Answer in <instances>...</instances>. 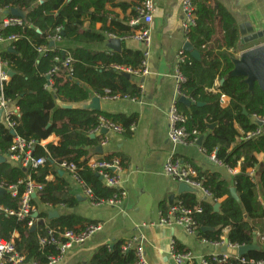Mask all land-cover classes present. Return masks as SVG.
<instances>
[{"label": "trees", "instance_id": "obj_1", "mask_svg": "<svg viewBox=\"0 0 264 264\" xmlns=\"http://www.w3.org/2000/svg\"><path fill=\"white\" fill-rule=\"evenodd\" d=\"M112 0H1L3 5L18 8L26 15L23 27H13L5 31L6 35L17 34L12 43L13 50L2 53V61L7 63L14 72L4 84V97L19 108L20 117H14L16 135L28 142H35L34 155L37 158H48L45 165L33 172H25L11 162H0V183L17 184L31 173V178L43 185L38 199L32 204L36 208L50 206L57 210L60 206L71 209L77 205V198L71 193L69 181L62 176L59 168L63 161L74 163L77 174L93 191L96 201H106L119 195V189L111 188L100 180L95 171L88 165V159L97 140L90 137L89 130H96L99 117L104 116L123 128L127 137L134 130L135 117L124 115H106L102 112L81 108L89 98L87 88L99 97H104L105 90L112 96L136 99L141 89L129 80L116 66L139 70L144 55L123 49L120 52L95 50L91 47L106 42L107 35L117 38H129L139 26L117 24L108 27L105 5ZM196 26L188 34V41L201 55L198 62L187 53L189 60L180 65V70L186 82L181 87V94L192 100L195 105L186 107L178 103L179 109L188 117L187 129L197 131L204 137L202 149L211 156L215 154L217 161L228 169L240 165L241 172L234 178V187L240 202L230 194L231 184L219 173L199 172V178L211 192L213 199L199 202L195 194L185 195L180 202L189 208L200 206L202 212L195 215L198 225L211 228L199 237L209 243L223 242L224 231L229 230L227 238L231 245H258L259 251L248 253L244 260L251 263L264 262V204L259 199L257 184L264 192V164L257 159L258 154H264V134L257 138L242 139L248 133L257 129L253 116L264 119V93L256 84L254 91H249L242 77H229L234 68L232 59L238 50L240 40L238 26L230 21L226 10L215 6L213 0H195ZM137 17V14L135 15ZM223 20L224 34L213 45H210L216 34V20ZM89 22V29L85 23ZM102 23V33L94 32V25ZM61 42H73L75 48H69L68 54L73 59V76L65 67L53 79V86L48 88V73L54 67L55 58H60V66L66 56L61 48L39 53L41 47L50 48L51 38L61 34ZM224 79L219 87L217 81ZM87 88H86V87ZM215 89L216 92L212 90ZM230 98L227 107L222 106V97ZM198 104H202L199 106ZM72 106L66 108L65 106ZM81 105V106H78ZM246 109L248 115L243 114ZM68 121H74L76 127L67 126ZM217 123L213 131L207 124ZM86 128V130H85ZM133 129V130H132ZM241 133H243L241 135ZM52 135L60 141L58 145L41 146V142ZM14 136L6 124L0 123V157L6 158L13 144ZM116 157H106L112 161ZM122 169L128 163L125 158L117 157ZM250 170H258V182L253 181ZM54 176L55 181L48 177ZM24 186L19 194L13 197L11 193L0 195V207L18 211ZM220 200V210L215 212L214 205ZM38 218L46 220L30 232V219L21 222L16 216L0 213V237L11 241L15 232L19 238L14 239L16 249L24 254L27 263L47 264V256L53 253V248H45L39 244V237L47 233V228L79 230L84 228L85 219L75 214L63 213L58 218L49 219V213H39ZM90 225V224H89ZM88 226V225H87ZM80 227V228H79ZM86 227V226H85ZM127 241H119L111 246H103L94 254L89 264H136L138 261L136 249L123 251ZM177 252H184L176 243ZM209 264H240L234 257L226 262H213L207 256Z\"/></svg>", "mask_w": 264, "mask_h": 264}, {"label": "crops", "instance_id": "obj_2", "mask_svg": "<svg viewBox=\"0 0 264 264\" xmlns=\"http://www.w3.org/2000/svg\"><path fill=\"white\" fill-rule=\"evenodd\" d=\"M152 1L155 9L152 14L153 20L149 24L151 42L148 47L130 38L120 39L116 37L121 44L120 50L114 51L108 45L116 39L110 38L109 35L106 36L107 39L104 44L91 47L106 52H120L127 49L133 52L140 51L143 55L147 51L146 61L149 73L143 76L129 75L130 78H128L141 89L140 96L136 99L111 100L97 96L90 88L85 86L88 89L90 98L82 106L78 105L84 109V106L88 105L93 97H99L100 112L106 115L135 117L134 130L132 129L133 131L129 137L124 132L117 134L108 131L107 134H103L101 130H89L90 137L94 135V139L97 140L96 148L101 147L103 140H106V143L102 146L103 153L95 154V148L89 158L105 159L111 156L126 159L128 166L126 169H122L120 183L121 187L127 191V196L116 207L109 205L94 206L86 199L83 190L70 180L63 171H60L63 172L62 176H65L69 181L71 193L77 198V205L71 209L60 206L57 210H53L50 206H40L36 208V212H38L37 217L34 218L36 224L43 223L47 226L48 223L43 218H38L39 213L57 212L59 215L66 213L80 216L85 219V226L89 224L100 225L102 230L85 244L68 251L57 264H89L94 254L101 247L111 246L119 241H129L134 238L138 239V243L143 247L144 257L148 264H175L170 255L173 241L182 249L197 257L211 256L220 252L213 245L200 239L199 236L188 235L180 227L150 226V224H156L161 216L165 215L172 205L180 202L185 195L193 194L180 193L178 190L180 184L164 175V165L170 157L175 156L192 164L198 174L199 172L219 173L222 178L231 184V188H235L234 178L241 172L240 165L235 169H228L214 162L204 152L202 145L175 146L170 142L167 112L172 103L178 99L175 79L177 56L189 42L182 28V2L184 0ZM141 2L142 0H112L108 2L104 7L108 27L117 24H129L130 21L136 18V14L138 16L137 9ZM213 3L215 6H221L226 10L229 20L238 26L239 35L240 25L250 21L249 14L264 16V0H213ZM2 16H0V19ZM89 26L90 23L86 22L84 28L89 29ZM215 26L216 34L210 45H214L216 40L224 34L223 20L217 19ZM102 29L103 24L96 23L93 30L96 33H102ZM262 42L264 40L244 45L241 43L240 35L238 50L231 49V52H234V58L239 59L244 51ZM51 45L53 46L52 42ZM55 46L61 48V52L65 50V53H62L65 56V54L70 55L68 49L77 47V44L60 41L55 43ZM11 47L12 43L8 41L0 45L2 53L10 50ZM5 64L12 71L8 64ZM215 86L219 87L220 82L217 81ZM212 91L216 92L215 89ZM221 102L223 107H227L230 104V98L223 96ZM11 107L17 108L12 103ZM70 122L72 129H81L76 127L74 121ZM59 141L60 139L57 136L52 135L41 142V146L58 145ZM256 157L260 163L264 164V154H258ZM249 174L253 181L258 182V170H250ZM48 180L55 181V178L50 176ZM257 186L259 199L264 204V192L259 184ZM195 195L199 201L201 197L198 194ZM222 201L220 200L216 204L220 205ZM228 231H224V242L227 239ZM17 238H19V234L15 232L11 241ZM260 243L264 244V239H260Z\"/></svg>", "mask_w": 264, "mask_h": 264}, {"label": "built area", "instance_id": "obj_3", "mask_svg": "<svg viewBox=\"0 0 264 264\" xmlns=\"http://www.w3.org/2000/svg\"><path fill=\"white\" fill-rule=\"evenodd\" d=\"M194 1L195 0H184L182 2V28L187 40L190 29L196 26L197 21L196 6L194 4ZM11 9L18 8H10L8 6H4L0 0V16L3 15L0 19V45L5 41L13 43L17 39V34L6 35L5 31L7 29L13 27H23L25 23V13L18 9L21 13L24 14V18L14 17L9 13ZM154 9L155 7L152 0H142L140 6L137 9L138 16L129 23L131 26L140 27L129 38L140 42L146 47H148L151 42L149 24L153 20L152 14ZM109 36L112 39H117L113 35ZM60 41L61 34H57L51 38L53 46H51L50 48L41 47L38 49V52L44 53L49 51V49L52 50L55 47V43ZM10 49L13 50V46ZM62 53H65V50H63ZM1 54L2 51L0 49V111H3L1 120L6 124L9 130L14 131L15 121H13V119L14 117H19L20 112L18 108H12L11 101L7 100L4 97V84L7 83L10 79V70L8 67H6V64L1 61ZM65 56L66 57L62 61L61 66L58 64L60 62V58L57 57L54 59L56 64L47 75L49 79V83L47 85L48 88H51L53 86V79L56 75L59 74L62 67H65L69 70L70 78L73 76V69L71 67L73 59L70 55L65 54ZM146 56L147 51L144 53V60L142 61L141 68L137 71L120 66H116V68L122 71V73L125 75H147L149 73V69L146 61ZM188 60L189 57L187 55V52L182 49L177 56V69L175 73L178 98L183 96L181 94V87L186 82V79L181 73L180 65L186 63ZM110 93L111 91L106 89V95L102 98L111 100L121 99V97L112 96ZM178 103L179 102L177 99L172 103L167 112L169 140L175 146L197 144L200 135L197 131L191 132L187 129L186 124L188 121V117L179 109ZM253 121L257 125V129L252 133H248L245 136L243 135L242 139L257 138L264 134V119L257 115H254ZM102 129H107L108 131H112L117 134L123 133V128L121 125L111 122L104 116L99 117V126L97 128V131ZM105 143L106 140H103L101 147ZM35 149V142H28L18 135H15L13 144L9 149L8 154L6 155V160L11 162L14 166L22 168L27 173L36 171L38 168L45 165L47 158L35 157ZM210 158L214 162L220 164L217 161L215 154H212ZM87 165L93 171H95V173L102 177V181L106 186L119 189L120 194L115 195L113 198L106 201H96L92 189L88 187L77 174L78 169L74 163L63 161L60 164L59 171H63L68 176V178H70V180L75 182L83 190L84 196L92 205H109L112 207L119 206L122 203L123 199L127 196V191L121 187L120 183V175L122 173L120 161L116 158L112 159V161H106L102 158H89ZM164 175L179 184H185L188 187L194 189L196 191V194L201 197L199 199V202L213 199L211 192L204 186L203 180L199 178L197 170L193 167L192 164L188 163L187 161H184L175 156L170 157L164 165ZM22 186H24L25 189L21 196V202L18 211L8 210L0 207V213L4 212L6 215L16 216L17 219L21 222L30 219L28 226L31 228L34 225V215L38 213L36 212V207L33 206L32 202L34 199H38L39 193L43 190V185L36 183L31 178V173L25 179L20 180L17 184L8 185L6 183H0V188L5 189L9 193H11L13 197L18 196L20 187ZM201 212L202 209L200 206L189 208L183 205L182 202H178L172 205L169 208V211L165 215H162L160 220L156 224H150V226H159L166 228L180 227L188 235L195 236L201 229L195 219V215L200 214ZM101 230L102 227L100 225H88L79 230L47 228L46 235L39 237V244L42 249L50 247L54 250L53 253H50L47 256V264H57L61 261L63 256L68 251L76 246L85 244ZM203 241L209 243L205 240ZM209 244L213 245L217 250L220 251V249L226 244V242H224L223 239V242ZM228 246L232 249L239 248L238 246L231 245L230 242ZM133 248L136 249V255L138 258L136 264H148L144 257L143 247L138 243V239L136 238L127 241L126 245L123 247V251H127ZM170 252L171 258L175 264H209L207 256L197 257L189 251L177 252L176 243L174 241L171 243ZM210 257L213 262L219 263L226 262L228 259L232 258V256H230L229 254H222L221 252L214 253ZM234 258L239 260L240 264H264V262L249 263L244 260V258ZM0 264H38V262L31 261L27 263L25 261L24 254L17 251L14 241H6L0 237Z\"/></svg>", "mask_w": 264, "mask_h": 264}, {"label": "water", "instance_id": "obj_4", "mask_svg": "<svg viewBox=\"0 0 264 264\" xmlns=\"http://www.w3.org/2000/svg\"><path fill=\"white\" fill-rule=\"evenodd\" d=\"M70 1V0H69ZM12 16L18 17V18H24V14L20 12L18 9H11L9 12ZM250 21L249 23H245L240 25V35H241V43L246 44H252L261 40H264V16L260 14H249ZM63 33H61L62 35ZM120 40L116 39L110 42L108 45L110 49L114 51L120 50ZM52 46V45H51ZM184 50L191 55L193 59L200 62L201 61V55L197 50H194L193 46L188 42ZM12 51V49H10ZM232 63L234 65L233 70L231 71L229 77H242L243 82L248 86L249 91H254L255 85L257 84L260 88V90L264 93V43L256 45L253 48H250L246 51H244L239 59L233 58ZM9 76H14V72L9 71ZM127 78H130L129 75L126 74ZM224 79L220 81V85L224 83ZM178 102L186 107H190L195 105L193 101L186 98L185 96H181L178 98ZM199 106H202V104H198ZM66 108H71L70 106H65ZM84 109H92L94 111L100 112V98L99 97H93L88 105L84 106ZM3 111H0V123L2 119ZM244 115H248V112L246 109L243 110ZM217 123L214 124H207V127L209 130L213 131L217 127ZM103 134H107V129L101 130ZM11 134L13 136L16 135L15 131H11ZM92 139L95 138L94 135L91 136ZM204 137L201 136L197 144L202 145L203 144ZM95 154H102L103 148L98 147L94 151ZM48 161L52 160L50 157L47 158ZM0 162H6V158L0 157ZM61 175H63V172H60ZM96 176L102 180V177L99 176L96 173ZM179 192L180 193H193L196 194V191L190 187H188L185 184L179 185ZM6 193L5 189L0 188V195H4ZM231 196L237 201L240 202V198L237 195L236 188L230 189ZM80 200V198H78ZM220 209V205L216 204L214 206L215 212H218ZM60 215L57 212H50L49 218L54 219L58 218ZM37 217V213L34 215V218ZM37 226L34 224L30 228V232H34L36 230ZM211 228L202 227L200 231L196 234L197 236H200L202 233H205L207 231H211ZM226 244L220 249V252L222 254L226 253L229 254L232 257H238V258H244L248 253L259 251L260 247L256 244L251 246H240L238 249H232L228 246L229 239H226Z\"/></svg>", "mask_w": 264, "mask_h": 264}, {"label": "rangeland", "instance_id": "obj_5", "mask_svg": "<svg viewBox=\"0 0 264 264\" xmlns=\"http://www.w3.org/2000/svg\"><path fill=\"white\" fill-rule=\"evenodd\" d=\"M70 123H71V122L68 121V122H67V126H69V128H72V125H71Z\"/></svg>", "mask_w": 264, "mask_h": 264}]
</instances>
